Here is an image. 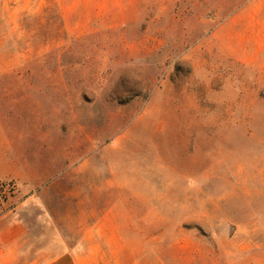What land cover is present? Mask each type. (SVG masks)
Returning <instances> with one entry per match:
<instances>
[{
	"label": "rangeland",
	"instance_id": "obj_1",
	"mask_svg": "<svg viewBox=\"0 0 264 264\" xmlns=\"http://www.w3.org/2000/svg\"><path fill=\"white\" fill-rule=\"evenodd\" d=\"M5 172L39 248L118 212L142 262L264 263V0H0Z\"/></svg>",
	"mask_w": 264,
	"mask_h": 264
},
{
	"label": "crops",
	"instance_id": "obj_2",
	"mask_svg": "<svg viewBox=\"0 0 264 264\" xmlns=\"http://www.w3.org/2000/svg\"><path fill=\"white\" fill-rule=\"evenodd\" d=\"M9 176L14 173L5 172L0 179ZM33 197L20 202L0 199V264H156L142 262L140 228L127 223L128 215L118 212L103 214L92 223L87 216L78 219L77 214H67L59 220L39 214L37 223L44 230L39 236L47 235L52 240L37 247L32 238L38 235L32 232L25 210ZM37 200L40 205L42 198ZM226 264L257 262L243 259Z\"/></svg>",
	"mask_w": 264,
	"mask_h": 264
}]
</instances>
